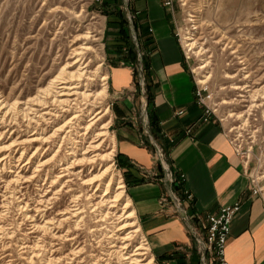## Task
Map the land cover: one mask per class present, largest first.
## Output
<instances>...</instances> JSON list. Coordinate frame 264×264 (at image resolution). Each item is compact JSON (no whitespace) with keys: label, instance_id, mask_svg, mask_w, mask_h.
Returning <instances> with one entry per match:
<instances>
[{"label":"rangeland","instance_id":"obj_1","mask_svg":"<svg viewBox=\"0 0 264 264\" xmlns=\"http://www.w3.org/2000/svg\"><path fill=\"white\" fill-rule=\"evenodd\" d=\"M131 3V0H0V97L9 103L17 102L20 107L24 108L23 103L36 95L37 91L46 86L52 78L58 76L66 63L71 61L70 52L74 47V37L78 39L80 44L85 42L86 39L82 38L81 35L86 31L88 23H91V34L93 35L88 39L93 46L91 52L93 69L100 65L103 70L102 73L109 76L110 66L116 65V63L113 61L114 58L108 56L110 48L107 46L105 38V17L109 15L108 11L110 13L116 12V14L126 20L129 19L131 22ZM169 6L174 7L176 12L177 34L183 44L186 58L190 62L196 88L198 84H202L211 92L213 99L211 105L216 109L219 119L218 117L214 118L221 123L228 138L230 140L234 139L236 147L240 151L239 156L249 165L253 189L258 188L260 190L259 194L264 199V98L261 101V106L251 112L253 115L247 116L249 121H236L234 118L227 117L229 112L241 113L247 110V101L233 103L229 106L219 104L224 99L231 101L237 97L234 91L229 88L235 82L230 81L225 74L226 71H229V68L233 67V62H230V60L233 56L231 52L234 51L232 47L228 46L226 48V40L240 41L239 44L243 47V51L249 54L254 74V77L248 80V84L252 86L251 88L260 89L264 87V0H172V5ZM125 7L128 8V14L122 12ZM191 14L194 15L195 22L188 21ZM187 28H192L191 31L196 39L206 44V48L209 49L207 57L212 61L209 69L196 70L201 58L190 52L185 45L183 34ZM127 34L130 46L136 51V61L126 65L121 60L120 64L132 70V90H138L134 97L137 99L138 95L141 94L140 90L144 89L143 95L147 102L145 70L142 63L143 55L136 44L134 36H132L133 32L127 30ZM218 40L220 42L217 43ZM78 43L75 44V47L79 46ZM117 45L114 44L113 49L115 52L117 51ZM124 53H126V49L123 45L122 54ZM133 69L137 72L135 76L133 75ZM235 69L236 67L231 70V73L235 74ZM206 72H211L212 78L206 83H200V79ZM108 82L109 77L107 86ZM99 83V79H97L95 84L100 85ZM96 88L97 90L100 89L99 86ZM108 90L110 89L107 88V94L102 95L98 102L92 106L93 109L105 111L106 107L109 108L110 91ZM259 95L262 96V94ZM256 98V102H259L258 95ZM145 99H143V102ZM146 105L149 106L148 103ZM81 107L85 108L84 105L77 106L73 111H80ZM108 112L101 120L103 124L109 123L108 133L104 138L105 146L103 150L107 153L111 151L112 156L109 161L105 159L99 161L95 167L97 169L105 164L106 166L110 165L109 178L111 175L117 178L121 176L125 186L124 196L127 198L126 187L129 176L126 175L125 166L122 165L123 161L119 159V153L115 151L113 126L111 124L112 114L110 111ZM150 116L146 108L140 119L143 132L149 137H153L149 130L151 126L149 123ZM79 120L83 123L73 122L70 128H66L69 133L61 140L62 145L68 149L71 147L80 148V143L84 142V139L79 138L78 135L84 133L81 126H84L85 119L82 120V117H80ZM239 126L242 127L238 130L236 127ZM47 131H49V128ZM65 133L63 132L62 136ZM23 134L17 132L14 135L18 137ZM25 138L27 137H22V139ZM10 143L11 140L7 141V137L0 139V146H6ZM165 157L168 163L167 154ZM157 173L156 176H151V178H164L165 172H162V174ZM3 175L9 177V175ZM144 177L147 178L145 175ZM141 178L143 177H140V180ZM76 184L75 187H78L79 184ZM171 184L174 185V183ZM78 189L79 191L76 194L83 193L82 200L86 206H88V202L93 205L97 201L96 197L89 199V195L92 194L94 189L92 185L88 184V186L83 187L79 185ZM69 199L66 196L63 201L68 203ZM124 202L125 200L121 201L119 205L118 215L122 213L121 208L124 206ZM103 210H105L104 207H87L82 228L71 231L78 236L77 242L66 240L58 242L57 246L61 248L59 251L63 252V255L69 254L74 248H80L78 246L80 245L84 247L81 249L80 254L83 263L80 264H94L98 258L105 259L108 264H125L117 258L111 248L112 241H115L112 238L115 237L113 227L117 222L116 216L111 215V212L105 216ZM8 211L5 222L9 224L7 228L11 236L10 238L3 237L0 239V264H38V261L29 262L25 260V253L20 249L22 242H32L29 232L26 231L28 226H25L26 222L22 220L23 214L14 207H10ZM134 217L135 227L140 226L136 214H134ZM67 228L65 227L64 231ZM138 229L139 233L132 240L135 245L139 244L140 241L145 243L148 249L145 251L147 253L144 258L148 260L152 253L141 229L139 227ZM12 230L14 234H11ZM189 234L191 243L184 246L181 251L177 250V252H180V254L185 252L187 254L186 263L192 264V252L196 250L199 257L198 264H204L201 261L199 244L190 232ZM153 259L154 264H180L181 262V258L159 260L158 257H153ZM68 261L66 260V263H70ZM100 264H106V262L101 260Z\"/></svg>","mask_w":264,"mask_h":264},{"label":"crops","instance_id":"obj_2","mask_svg":"<svg viewBox=\"0 0 264 264\" xmlns=\"http://www.w3.org/2000/svg\"><path fill=\"white\" fill-rule=\"evenodd\" d=\"M166 2L134 0L131 22L127 19V30L133 32L143 55L152 98L148 107L144 89L134 97L138 90H132V70L120 64L122 56L113 49L114 44L124 45L118 33L119 15L108 11L105 17L108 56L116 63L108 76L112 133L119 159L130 165L126 190L137 222L157 258L191 243L189 223L172 203H162V196L191 194L185 203L193 215L239 203L224 257L229 264H264V199L254 192L249 165L236 153L221 123L204 118L190 62L177 34L176 12ZM127 10L122 12L128 14ZM146 108L159 127L156 139L143 132L140 116ZM152 139L167 149L168 164L181 177L182 190L168 180L151 178L158 172L154 148L148 145Z\"/></svg>","mask_w":264,"mask_h":264},{"label":"bare ground","instance_id":"obj_3","mask_svg":"<svg viewBox=\"0 0 264 264\" xmlns=\"http://www.w3.org/2000/svg\"><path fill=\"white\" fill-rule=\"evenodd\" d=\"M189 16V22L196 21L193 14ZM90 25L91 23L87 24L86 31L81 35L86 39L85 42L80 44L74 37L71 61L66 63L58 76L25 101L24 108L17 102L9 103L0 97V139L7 137V141L11 140L10 144L0 146V239L11 236L7 228L9 224L5 221L8 210L14 207L23 214L22 220L26 222V231L32 240L20 244L25 260L38 261V264H80L83 263L80 254L84 247L78 245L80 248H74L69 254L63 255L59 251L61 248L57 246L58 242L66 240L76 243L78 236L71 231L82 228L87 207H104L105 216L110 212L116 216L117 222L113 227L115 237L112 238L115 241H112L111 248L117 258L125 264H154L152 254L148 260L144 258L148 249L145 243H133L132 239L139 233L140 226L135 227V210L130 197L124 196L125 186L121 176L117 178L111 175L109 178L110 165L105 164L97 169L95 167L101 160L109 161L112 152L103 150L109 123L103 124L101 121L110 110L107 107L105 111L92 108L102 95L107 94L108 74L102 73L100 65L93 69V46L88 40L93 36ZM191 29L187 28L183 37L188 50L201 58L196 70L209 69L212 63L207 57L209 49L196 39ZM226 41V48L232 47L234 51L231 52L233 56L230 60L233 67L225 74L230 81L235 82L229 88L237 97L231 101L224 99L219 104L229 106L247 101V110L241 113L229 112L227 115L236 121H247V116L261 106L264 87L253 89L248 84V80L254 77L252 63L249 54L239 44L240 41ZM76 43L79 46L75 47ZM235 67L236 73L233 74L231 70ZM212 76L211 72H206L199 82L206 83ZM97 79L100 85L95 84ZM97 86L100 87L99 90L95 89ZM257 95L259 102H256ZM82 105L85 108L73 111ZM80 117L85 119V124L81 126L84 133L78 136L84 142L80 143V148L68 149L62 145L61 140L69 133L66 128H70L75 121L81 122ZM241 127L236 128L239 130ZM17 132L24 134L16 137L14 134ZM63 132H66L64 136ZM76 183L82 187L88 184L93 186V192L89 195V199L96 197L97 201L93 205L88 202L86 206L82 200L83 193L76 194L79 191V185L75 187ZM66 196L70 198L68 203L63 201ZM123 200L122 213L118 215V208ZM65 227H68L66 231ZM11 234H14L13 230ZM66 260L70 263H66ZM101 260L108 264L102 258H98L94 264H100Z\"/></svg>","mask_w":264,"mask_h":264},{"label":"built area","instance_id":"obj_4","mask_svg":"<svg viewBox=\"0 0 264 264\" xmlns=\"http://www.w3.org/2000/svg\"><path fill=\"white\" fill-rule=\"evenodd\" d=\"M166 4L172 5V0H168ZM196 96L197 102L204 106L205 120L214 117L217 118L216 109L211 105L213 100L212 94L207 90V87L198 84ZM231 142L235 147L236 153L239 155L240 151L236 147L234 139H231ZM152 144L158 162H160L162 168L165 169V176L161 180H168L170 183L180 184L182 179L181 177H176L171 171L169 164L166 162L164 148L153 139ZM156 174L157 173H153L152 176H156ZM254 192L259 193L260 190L255 187ZM183 193L186 195L185 198L173 194L171 196L164 195L160 200L162 203H172L175 206L176 212L181 213L183 218L189 223V232L199 244L201 261L204 262V264H229L224 257L225 247L231 232V222L236 213L240 210L241 205L236 203L234 205L223 206L218 211L209 212L206 215L201 213L193 215L189 212V206L185 203L187 199L191 200L192 196L187 192Z\"/></svg>","mask_w":264,"mask_h":264},{"label":"trees","instance_id":"obj_5","mask_svg":"<svg viewBox=\"0 0 264 264\" xmlns=\"http://www.w3.org/2000/svg\"><path fill=\"white\" fill-rule=\"evenodd\" d=\"M119 17H120V20H119V26L120 27H119L118 33L121 35V38L124 41V47L126 49V53L122 54V45H119V44L116 47V49H117L116 52L119 54H122V60L124 61V64L128 65V63H134L136 61V51L129 44V36L127 34V24H128L127 20L120 15H119ZM143 69L145 70V74H144L145 75V89H146V93H147V95H146L147 103L149 105V103L152 102V98H151L150 94L148 93V90H150V86L146 82L147 72H146L144 63H143ZM136 74H137V72H135V69H133V75L135 76ZM149 123H150L151 129H152L151 130L152 136L156 139L158 137L159 127L157 126L155 118H153L152 115L150 116ZM148 145L153 148V146L151 144H148ZM165 150H166V154H167V149L165 148ZM122 165L125 166L124 167L125 172H127L128 171L127 167L130 165L128 164V166H127V164L125 162H123ZM156 168H157L158 172H160L159 174H162V172H165L164 168H162L160 162L157 163ZM170 169L173 172V169L171 167H170ZM182 187H183V181H181L180 184H176V183L174 184V188L177 191L182 190ZM181 197L185 198L186 195L181 193ZM174 258H181L180 264H188V263H186L187 254L185 252L181 253V254H180V252H177V251L174 253H165V254H162L161 256L158 257L159 260H170V259H174ZM198 263H199V257H198L196 250H194L192 252V264H198Z\"/></svg>","mask_w":264,"mask_h":264}]
</instances>
